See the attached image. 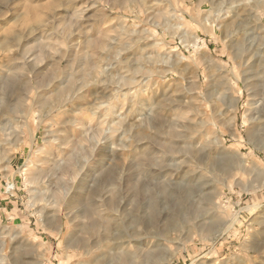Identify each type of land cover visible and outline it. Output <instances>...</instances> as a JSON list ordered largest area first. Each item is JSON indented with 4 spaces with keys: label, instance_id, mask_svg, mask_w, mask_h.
Masks as SVG:
<instances>
[{
    "label": "rangeland",
    "instance_id": "obj_1",
    "mask_svg": "<svg viewBox=\"0 0 264 264\" xmlns=\"http://www.w3.org/2000/svg\"><path fill=\"white\" fill-rule=\"evenodd\" d=\"M138 205L158 264H264V0H0V264H104Z\"/></svg>",
    "mask_w": 264,
    "mask_h": 264
},
{
    "label": "bare ground",
    "instance_id": "obj_2",
    "mask_svg": "<svg viewBox=\"0 0 264 264\" xmlns=\"http://www.w3.org/2000/svg\"><path fill=\"white\" fill-rule=\"evenodd\" d=\"M189 192H190L189 189H185L182 195L177 196L176 198L177 204L175 205L174 213L186 209V199H187V194ZM156 197L157 196L153 194L150 198V208L152 210L155 209V207L158 204L157 201L158 199ZM88 203L86 204L88 205ZM95 211H96L95 208H93L92 210L87 209L84 211L85 216L89 219V221H92L91 224L89 225V228L83 230V234L86 235L85 240L86 242L88 241V245L84 241L85 250L89 248V237H91L94 241V238L91 236V234L92 235L94 234L96 236L98 235L99 224L96 221H94L95 219L94 216L96 215ZM141 211H142V207L139 205L136 206L132 211L131 220H129L128 222L127 221L123 222L122 220L121 224H118V226L116 224V228L119 231L125 233L126 227L129 226L131 227L132 224L140 222V224L143 225L145 224L146 226L145 236L139 237L133 235L130 237L128 236V239L120 238L117 239V241L114 242L113 244L109 245L108 247H105L104 251L101 253L103 255V258L105 259L104 264H158L162 261H166L170 263V258L172 257V255L169 254L170 247L167 245L169 243L168 240L161 239L158 236V234H156L155 231H153L156 230L154 228L156 222L152 220L150 222L144 221ZM177 215L178 214H176L175 217ZM175 217L172 216L171 223L175 221ZM157 232L159 233L158 230ZM91 238L90 240H92ZM263 246H264V241H261L256 245V248L260 249ZM89 254H90V250H86V254L85 253L82 254L81 256L82 264H89V261L87 259Z\"/></svg>",
    "mask_w": 264,
    "mask_h": 264
}]
</instances>
